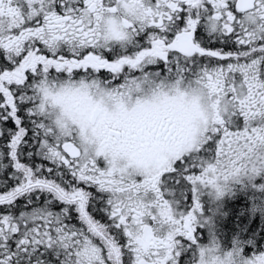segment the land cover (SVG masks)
Instances as JSON below:
<instances>
[{
    "label": "snow or ice",
    "instance_id": "1",
    "mask_svg": "<svg viewBox=\"0 0 264 264\" xmlns=\"http://www.w3.org/2000/svg\"><path fill=\"white\" fill-rule=\"evenodd\" d=\"M0 264H264V0H0Z\"/></svg>",
    "mask_w": 264,
    "mask_h": 264
}]
</instances>
